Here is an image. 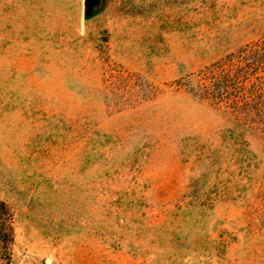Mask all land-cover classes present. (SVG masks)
I'll use <instances>...</instances> for the list:
<instances>
[{
    "label": "rangeland",
    "instance_id": "obj_1",
    "mask_svg": "<svg viewBox=\"0 0 264 264\" xmlns=\"http://www.w3.org/2000/svg\"><path fill=\"white\" fill-rule=\"evenodd\" d=\"M264 39V0H0V264H264V116L190 75Z\"/></svg>",
    "mask_w": 264,
    "mask_h": 264
},
{
    "label": "trees",
    "instance_id": "obj_2",
    "mask_svg": "<svg viewBox=\"0 0 264 264\" xmlns=\"http://www.w3.org/2000/svg\"><path fill=\"white\" fill-rule=\"evenodd\" d=\"M193 96L223 110L234 130L264 116V39L247 45L197 75H190Z\"/></svg>",
    "mask_w": 264,
    "mask_h": 264
},
{
    "label": "water",
    "instance_id": "obj_3",
    "mask_svg": "<svg viewBox=\"0 0 264 264\" xmlns=\"http://www.w3.org/2000/svg\"><path fill=\"white\" fill-rule=\"evenodd\" d=\"M87 6H97L99 4V0H85Z\"/></svg>",
    "mask_w": 264,
    "mask_h": 264
}]
</instances>
